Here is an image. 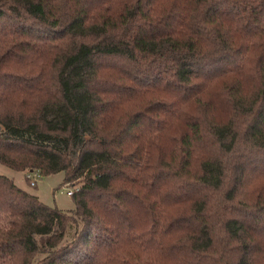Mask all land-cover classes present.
Instances as JSON below:
<instances>
[{
  "label": "trees",
  "instance_id": "trees-1",
  "mask_svg": "<svg viewBox=\"0 0 264 264\" xmlns=\"http://www.w3.org/2000/svg\"><path fill=\"white\" fill-rule=\"evenodd\" d=\"M0 164V264H264V0H0Z\"/></svg>",
  "mask_w": 264,
  "mask_h": 264
},
{
  "label": "rangeland",
  "instance_id": "rangeland-1",
  "mask_svg": "<svg viewBox=\"0 0 264 264\" xmlns=\"http://www.w3.org/2000/svg\"><path fill=\"white\" fill-rule=\"evenodd\" d=\"M0 174L4 175L14 182L21 189L32 193L38 199L48 206H55L65 212H71L74 209V204L69 195L65 194L67 188L75 186L62 183V172H56L44 176H40L34 186H30L24 178V171L13 170L5 165L0 164ZM78 185V184H77ZM72 229L67 233L66 238L71 234Z\"/></svg>",
  "mask_w": 264,
  "mask_h": 264
},
{
  "label": "built area",
  "instance_id": "built-area-1",
  "mask_svg": "<svg viewBox=\"0 0 264 264\" xmlns=\"http://www.w3.org/2000/svg\"><path fill=\"white\" fill-rule=\"evenodd\" d=\"M24 178L30 186H34L35 183L39 180L40 174L36 169H27L24 171ZM72 191L73 190L71 188H67L65 190V194L69 195Z\"/></svg>",
  "mask_w": 264,
  "mask_h": 264
}]
</instances>
